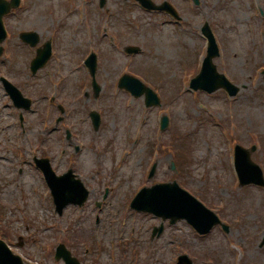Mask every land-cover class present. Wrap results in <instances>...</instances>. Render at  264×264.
<instances>
[{"label":"rangeland","instance_id":"obj_1","mask_svg":"<svg viewBox=\"0 0 264 264\" xmlns=\"http://www.w3.org/2000/svg\"><path fill=\"white\" fill-rule=\"evenodd\" d=\"M152 1L168 2L180 21L134 0H21L3 18L0 75L32 100L34 113L20 124L11 105L1 107L8 99L0 90V149L13 160L0 162V238L26 262L63 264L53 259L63 242L82 264H178L180 254L192 264H264V187L239 186L230 166L234 145H255L251 157L264 174V0ZM205 23L219 48L212 61L238 89L233 98L218 89L219 81L209 91L188 89L205 55ZM21 31H35L40 44L56 40L51 59L35 75L28 63L35 48L23 46ZM128 46L141 51L128 55ZM89 50L97 57V98L81 64ZM123 74L150 87L160 104L146 107L144 94L119 89ZM58 104L65 107L60 132ZM90 111L100 115L97 131ZM161 116L168 118L164 130ZM65 129L72 132L71 146ZM14 135L23 146L22 168L15 163ZM33 156L49 157L58 175L71 168L89 191L87 204L69 206L58 217L43 177L25 162ZM172 181L214 211L227 233L215 227L201 236L184 221L169 225L130 210L138 189ZM161 223L163 232L151 238Z\"/></svg>","mask_w":264,"mask_h":264},{"label":"water","instance_id":"obj_2","mask_svg":"<svg viewBox=\"0 0 264 264\" xmlns=\"http://www.w3.org/2000/svg\"><path fill=\"white\" fill-rule=\"evenodd\" d=\"M140 4L148 9L157 8L155 7L150 0H138ZM19 0H11L9 2L5 0H0V42L5 37V31L2 24V16L10 11L11 8L18 6ZM166 5V4H165ZM160 9H168L165 6L159 7ZM203 34L209 40V50L208 56L205 60L203 66V85L208 83L209 77H215L219 81L220 85L224 87L230 95H234L238 90L235 86L230 84L224 76L215 75V67L213 66L211 59L213 56L217 55V48L214 44V39L212 33L208 26H204ZM22 39L34 44L37 42L36 35L33 34H22ZM128 52H137V48H129ZM50 55V48L47 44L44 50L40 51L38 62L42 65ZM88 65L90 68L91 76L93 77V83L95 87V93L98 92L99 88L95 85L94 73H95V58L92 55L88 60ZM38 66H36L37 68ZM211 69V70H209ZM214 69V70H213ZM206 71V72H204ZM120 87H125L131 91L134 95L139 96L142 91L146 92L147 98L153 100L157 103V99L150 89L144 87L138 80L124 75L120 79ZM194 87V85H192ZM150 104V101H148ZM95 127L98 126V115L92 114ZM166 124V119H165ZM255 147H252L250 151H253ZM250 151L237 148V157H236V166L239 175L241 184L254 183L257 185L264 186V178L260 168L251 161ZM46 176L49 180L50 185L52 186L53 195L55 203L58 205L57 209L60 212L61 207L64 206L67 202L72 201V198L66 197L60 205L57 202L58 197H65L66 193L73 189L74 181L70 173L58 179L51 172L50 167L46 166L45 169ZM69 177V180H64ZM82 190V187L79 186ZM131 207L140 211L151 212L157 216L162 217L163 219L169 218L171 223L179 219H186L190 224L197 228L200 232H207L214 224L218 223L217 217L210 211H208L200 202H198L194 197H192L185 190L181 189L176 182L168 184L155 185L151 188L142 189L139 194L135 197L134 201L131 203ZM264 244V240L261 243V246ZM2 248H0V262L2 264H14L9 262L10 259L15 261V264H19L18 258H12L8 249L0 242ZM66 264H78L75 259L68 258V255L65 256Z\"/></svg>","mask_w":264,"mask_h":264},{"label":"flooded vegetation","instance_id":"obj_3","mask_svg":"<svg viewBox=\"0 0 264 264\" xmlns=\"http://www.w3.org/2000/svg\"><path fill=\"white\" fill-rule=\"evenodd\" d=\"M22 121H23V117H22ZM1 124H2V118L0 116V127H1ZM5 153L6 151H4L3 149H0V162H5V163H8L10 161L13 162V160L10 159Z\"/></svg>","mask_w":264,"mask_h":264}]
</instances>
